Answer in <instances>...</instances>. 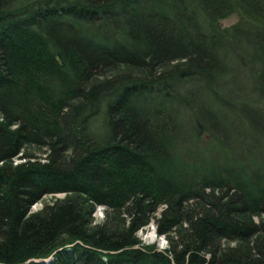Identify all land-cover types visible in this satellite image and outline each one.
I'll use <instances>...</instances> for the list:
<instances>
[{"label": "trees", "instance_id": "16d2710c", "mask_svg": "<svg viewBox=\"0 0 264 264\" xmlns=\"http://www.w3.org/2000/svg\"><path fill=\"white\" fill-rule=\"evenodd\" d=\"M247 17L264 31V0H0V264H264V109L221 92L224 47L245 37L264 103V32ZM225 104L254 162L180 146L182 109ZM224 130L200 124L193 151ZM60 192L74 196L31 213ZM161 206L163 250L139 237Z\"/></svg>", "mask_w": 264, "mask_h": 264}, {"label": "rangeland", "instance_id": "374dc122", "mask_svg": "<svg viewBox=\"0 0 264 264\" xmlns=\"http://www.w3.org/2000/svg\"><path fill=\"white\" fill-rule=\"evenodd\" d=\"M241 18L239 15H232L227 18H224L220 21L221 25L223 27H228L229 29L233 30L234 26L241 21ZM249 22L245 23L246 27L252 29H255L259 32L262 31L263 28H255L260 25V22L258 20H251L249 17H247ZM264 23V19H261V23ZM252 29V30H253ZM249 31V30H247ZM246 32V31H244ZM249 35L248 32L245 33ZM253 35H255L253 33ZM247 38L245 37H239L238 41H243L240 43V47L243 46L242 49H237L235 45L227 44L226 47H224V52L227 53L228 56V64L230 66V69L228 73L224 75V87L221 89V92L226 95L225 97H229L230 95L226 92L229 90H236L238 89L239 93L233 92L232 93V100L238 103L235 107L240 110L241 105L243 102L248 103L249 105L255 107V108H261L264 109V103L261 101H256L254 97L259 96L260 94V68L261 66L257 65V63H254L252 60V49L247 45L248 43L246 41ZM262 52L259 50L257 51V56H260ZM204 86H199V89L203 91ZM206 92V91H205ZM204 92V93H205ZM229 95V96H228ZM213 105V104H212ZM232 107H229L227 104L223 105L222 107L217 108V117L214 118L212 115V112L209 111L208 113L204 110L198 109L196 106L192 110L189 109H182L180 112V118L182 125L185 129H182L186 138L184 139V144H180V146L183 147V149L188 148L190 153L187 155L191 158H202L206 165H209L211 163L217 164L218 160L221 161V164H226L227 159L232 156L234 157V161H236L235 158H237L239 161L243 160L244 162L248 159L249 162H254V155L255 153L252 151L251 144L243 143V132H246L245 128H241L240 130H236V128H233L231 119L232 116L235 117L238 128L243 123L240 120L239 113H236L235 111H232ZM254 116V117H253ZM253 121L255 127H264V114H254ZM240 120V121H239ZM218 122L223 126V130L225 132H221L219 137L224 142L220 145L211 146L208 148H204L202 152L198 153L193 151V149H198L200 151V145L202 147L206 146V142L210 140V137L208 135H204L202 140L198 142L196 138L197 130L200 128V124L205 123L209 127L214 126V122ZM193 136L194 142L190 141L189 135ZM249 143L251 142V139L248 140ZM247 145V148L245 146ZM25 152L30 151L32 153H35V155L38 158H43L45 156L46 150H40L35 147L29 146L26 147ZM235 155V156H234ZM22 161V159L18 158L15 159V163H18ZM236 163V162H235ZM74 195H69L64 192L60 193H50L45 195L41 201L37 202L35 205L31 207V213H35L37 211H40L46 204H50L55 200H65L69 197H73ZM165 206H161L159 210L157 211V214H155V218L150 220V223L143 228L139 232V237L142 239V241L146 244H152L155 243L159 247L160 250H163L165 248H168L170 246L169 239L165 235H160L157 231V220L156 218H159L162 210ZM100 209H102L103 213L100 212ZM104 209V210H103ZM109 210L102 205H98L95 209L94 215H93V221L96 224H99L103 222L106 218L107 212ZM254 219L257 221L260 219L258 216H254ZM152 231H155L157 234V237L155 241L149 240V234L152 233ZM49 259L48 263L52 260V258ZM42 260V259H37Z\"/></svg>", "mask_w": 264, "mask_h": 264}, {"label": "bare ground", "instance_id": "6f19581e", "mask_svg": "<svg viewBox=\"0 0 264 264\" xmlns=\"http://www.w3.org/2000/svg\"><path fill=\"white\" fill-rule=\"evenodd\" d=\"M100 212L103 213L102 209H100ZM156 237H157L156 232L155 231H152V233L149 234V237L148 238H149L150 241H155Z\"/></svg>", "mask_w": 264, "mask_h": 264}, {"label": "water", "instance_id": "95a60500", "mask_svg": "<svg viewBox=\"0 0 264 264\" xmlns=\"http://www.w3.org/2000/svg\"><path fill=\"white\" fill-rule=\"evenodd\" d=\"M49 259H42V260H37L38 262H40V263H45V262H47Z\"/></svg>", "mask_w": 264, "mask_h": 264}]
</instances>
